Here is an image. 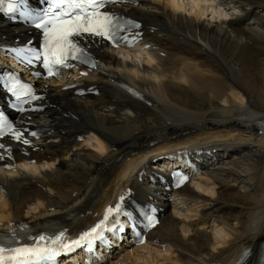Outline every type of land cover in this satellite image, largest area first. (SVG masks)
<instances>
[{
  "label": "bare ground",
  "instance_id": "bare-ground-1",
  "mask_svg": "<svg viewBox=\"0 0 264 264\" xmlns=\"http://www.w3.org/2000/svg\"><path fill=\"white\" fill-rule=\"evenodd\" d=\"M216 1L126 0L118 9L142 22L139 44L126 52L85 38L93 71L37 84L39 111L18 122L48 131L27 144L1 141L0 231L78 233L129 193L154 200L161 221L146 245L113 246L96 264H232L246 248L258 254L264 0ZM35 37L0 19V48ZM73 84L98 94L79 97ZM184 148L202 150L203 177L169 196L150 180L162 173L155 160Z\"/></svg>",
  "mask_w": 264,
  "mask_h": 264
},
{
  "label": "snow or ice",
  "instance_id": "snow-or-ice-1",
  "mask_svg": "<svg viewBox=\"0 0 264 264\" xmlns=\"http://www.w3.org/2000/svg\"><path fill=\"white\" fill-rule=\"evenodd\" d=\"M4 0H0V12L17 14L20 20L32 25L37 30H42L43 44L40 51L33 48L16 49L17 55L21 56L25 52H31L32 57L26 58L27 62L31 64L33 59L42 61V67L47 73V77L59 76L61 68L72 67L68 61L79 60L83 64L90 67L95 65L91 62V57L88 51L78 46L71 37H82L84 34L91 36L102 37L116 46L121 40L131 44L126 37H119L117 28L120 25L115 22L113 15L109 13L100 12L106 0H47L49 8L44 12H34L29 7V0H9L8 6L3 7ZM107 2H118V0H107ZM38 7L40 0H35ZM58 9L59 11H54ZM133 27H139L132 21H127ZM28 43H31L30 41ZM85 73H82L84 75ZM35 76L40 77L41 73H34ZM22 90V95L30 97L31 100H36L38 97L33 94L30 85H18ZM17 85H13L16 88ZM28 102V101H25ZM21 112L25 111L23 107L19 109ZM5 130L12 135V138L21 141L24 144L29 143L23 139V133L14 130L12 125L6 123L2 115H0V137L6 134ZM31 135H36L31 133ZM4 145L0 144V148ZM4 157L0 155V160ZM188 178L181 177L180 183H184ZM179 186V185H177ZM125 197L121 196L120 201H124ZM113 213L125 215L131 221L133 218L132 211H124L121 204L117 203L115 208L108 207L104 211L103 219L92 227L89 231L84 232L79 239H72L70 244L63 243L64 233L54 238L45 236L39 237V242L32 246L6 247L3 244V237H0V264H47L53 262L61 251L70 252L73 248L84 243L91 249L92 242L97 239H103V231L105 223L109 221V217ZM147 227H154L157 221L152 217H147ZM118 223V221H117ZM111 230V229H109ZM118 231H123V225H119ZM48 243H40L43 241ZM138 243L144 244L145 240L140 238Z\"/></svg>",
  "mask_w": 264,
  "mask_h": 264
},
{
  "label": "rangeland",
  "instance_id": "rangeland-1",
  "mask_svg": "<svg viewBox=\"0 0 264 264\" xmlns=\"http://www.w3.org/2000/svg\"><path fill=\"white\" fill-rule=\"evenodd\" d=\"M188 1H189V3H190V2H194L195 0H194V1H192V0H188ZM190 5H193V3H192V4H190ZM186 8H188V6H187Z\"/></svg>",
  "mask_w": 264,
  "mask_h": 264
}]
</instances>
